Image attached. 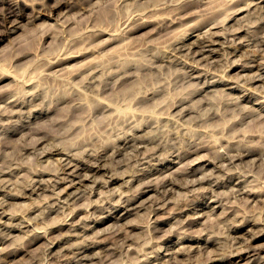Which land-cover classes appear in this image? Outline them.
<instances>
[{"label":"rangeland","instance_id":"rangeland-1","mask_svg":"<svg viewBox=\"0 0 264 264\" xmlns=\"http://www.w3.org/2000/svg\"><path fill=\"white\" fill-rule=\"evenodd\" d=\"M0 143V264H264V0H0Z\"/></svg>","mask_w":264,"mask_h":264},{"label":"bare ground","instance_id":"bare-ground-1","mask_svg":"<svg viewBox=\"0 0 264 264\" xmlns=\"http://www.w3.org/2000/svg\"><path fill=\"white\" fill-rule=\"evenodd\" d=\"M234 1H235V0H234ZM215 4H216V3H215ZM249 4H250V3H249ZM249 4H248V5H249ZM246 5H247V4H246ZM217 6L220 8V4H218ZM217 6L215 5V6L213 7V9H215V7H217ZM219 8H216V9L218 10ZM216 9H215V10H216ZM215 10H213V11H215ZM237 10H238V9H236V11H237ZM236 11H235V13H236ZM237 12H238V11H237ZM198 38H199V36H198ZM222 38H225V37H222ZM225 40H226V39H225ZM227 41H228V40H227ZM259 41H260V40H259ZM211 42H212V41H211ZM260 42H261V41H260ZM213 43H214V42H212V44H213ZM215 43H216V42H215ZM215 43H214V44H215ZM179 49H180V47H179ZM47 74H49V73H47ZM46 76H47V75H46ZM260 77H261V76H260ZM28 78H29V77H28ZM23 79H24V77H23ZM25 79H26V78H25ZM29 79H30V78H29ZM29 79H26V80H27V81H30ZM125 79H126V77H125ZM21 81H23V80H21ZM121 81H122V79H121ZM123 81H124V79H123ZM22 83H23V86H24L25 80H24V82H22ZM120 83H121V82H120ZM124 83H125V82H124ZM25 84H27V85L29 84V85H30V82H27V83H25ZM122 84H123V82H122ZM122 84H120V85H122ZM35 86H37V85H35ZM25 87H27V86L25 85ZM39 87H40V86H38V87H36V88L39 89ZM32 89H33V88H32ZM40 89H41V88H40ZM106 89H107V88H106ZM100 91H101V92H102V91L104 92L105 89L102 90V88H101ZM35 92H36V91H35ZM121 94H122V93H121ZM124 94H127V93H124ZM124 94H122V95H124ZM127 96H128V94L126 95V97H125V95H124V98L126 99ZM120 97H121V96H120ZM10 98H11V97H10ZM118 99H119V98H118ZM118 99H116V100H118ZM16 101H17V100H16ZM122 101H124V100L122 99ZM12 102H13V101H12ZM118 102H119V100H118ZM119 103H120V102H119ZM138 103H139V102H138ZM138 103H137V104H138ZM14 104H16V102H15ZM79 109H80V107L78 108V110H79ZM32 117H33V116H32ZM82 117H83V116H82ZM78 120H79V119H78ZM21 125H22V124H21ZM15 126H16V125H15ZM23 126H24V125H23ZM23 126H21V127H23ZM14 129H15V127H14ZM14 129H12V130H14ZM15 130H16V129H15ZM15 130H14V131H15ZM11 132H12V131H11ZM3 139H4V138H2L1 141H2ZM120 140H121V139H119V142L122 141V140H121V141H120ZM127 140H128V139H127ZM130 140H131V139H130ZM130 140H129V141H130ZM4 141H5V140H4ZM226 141H227V140H226ZM234 141H235V140H232L231 142H234ZM2 142H3V141H2ZM125 142H126V141H125V139H124V144L127 143V142H126V143H125ZM228 142H229V141H228ZM231 142H229V144L226 142L227 147H229V145L231 144ZM234 143H235V142H234ZM3 144H4V142H3ZM3 144L0 143V146L2 145L1 147H3V146L5 145V144H4V145H3ZM124 144H123V145H124ZM127 144H128V143H127ZM226 144H225V146H226ZM31 145H32V144H31ZM120 145H121V144H120ZM123 145H122V146H123ZM128 145H129V144H128ZM128 145H127V146H128ZM197 145H198V144H197ZM201 145H202V144H201ZM201 145H200V146H201ZM220 145H221V144H220ZM231 145H232V144H231ZM233 145H234V144H233ZM100 146H103V145H100ZM124 146H125V145H124ZM193 146H195V145H193ZM200 146H199V147H200ZM222 146H223V145H222ZM225 146H224V148H225ZM1 147H0V148H1ZM24 147H25V146H24ZM24 147H23V149H24ZM27 147H28V146H27ZM27 147H26V148H27ZM29 147H30V146H29ZM29 147H28V148H29ZM103 147H105V145H104ZM107 147H108V146H106V149H107ZM117 147H118V146H117ZM119 147L121 148V146H119ZM125 147H126V146H125ZM219 147H221V146H219ZM4 148H5V147H4ZM4 148H2V149H4ZM26 148H25V149H26ZM54 148H56V147H54ZM108 148H109V147H108ZM120 148H119V149H120ZM188 148H191V147H188ZM195 148H198V146H196ZM200 148H201V147H200ZM200 148H198V150H199ZM203 148H204V145H203ZM221 148H222V147H221ZM240 148H241V147H240ZM243 148H244V147H242V149H243ZM2 149H1V150H2ZM25 149H24V150H25ZM29 149H30V148H29ZM29 149H28V150H29ZM104 149H105V148H104ZM225 149H226V148H225ZM225 149H224V150H225ZM234 149H235V148H234ZM252 149H253V148H252ZM252 149H250V150H252ZM51 150H52V149H51ZM114 150H115V149H114ZM184 150H185V149H184ZM187 150H188V149H187ZM190 150H191V149H190ZM224 150H223V151H224ZM244 150H245V149H244ZM250 150H249V148H248L249 153L252 154V151H253V150H252L251 152H250ZM3 151H4V150H3ZM53 151H55V150L53 149ZM103 151H105V150H103ZM117 151H118V150H117ZM191 151H192V150H191ZM191 151H190V152H191ZM196 151H197V149H196ZM223 151H222V152H223ZM227 151H228V148H227ZM232 151H233V150H232V146H231V152H232ZM239 151H241V150L239 149ZM242 151H243V150H242ZM262 151H264V149H263ZM46 152H47V151H46ZM48 152H49V151H48ZM106 152H107V151H106ZM182 152H183V151H182ZM188 152H189V151H188ZM193 152H194V151H193ZM217 152H218V151H217ZM222 152H221V154H224V153H222ZM224 152H225V151H224ZM228 152H229V151H228ZM231 152L229 153V154H231L230 156H232V154H233V152H232V153H231ZM237 152H238V151H237ZM3 153H4V152H3ZM49 153H51V152H49ZM101 153H102V152H101ZM101 153H99V154H101ZM240 153H241V152H240ZM240 153H239V154H240ZM249 153H248V155H249ZM253 153H254V151H253ZM260 153H261V152H260ZM260 153H259V154H260ZM99 154H98V155H99ZM102 154H104V153H102ZM113 154H114V153H113ZM180 154H181V153H180ZM180 154H179V155H180ZM185 154H186V153H185ZM185 154H184V155H185ZM188 154H189V153H188ZM191 154H192V153H191ZM227 154H228V153H227ZM227 154H226V155H227ZM236 154H237V153H236ZM239 154H238V155H239ZM242 154H243V153H242ZM47 155H48V154H47ZM105 155H106V154H105ZM182 155H183V153H182ZM243 155H244V154H243ZM262 155H263V153H262ZM99 156H100V155H99ZM230 156H229V158H231ZM235 156H236V155H235ZM235 156H234V157H235ZM94 157H96V156H94ZM97 157H98V156H97ZM102 157H103V156H102ZM104 157H105V156H104ZM234 157H233V158H234ZM240 157H241V156H240ZM99 158H101V157H99ZM235 158H236V157H235ZM237 158H238V157H237ZM70 159H71V158H70ZM103 159H104V158H103ZM78 160H81V159H78ZM97 160H98V162H99L100 159L97 158ZM229 160H231V161H229V162H232L233 159L231 158V159H229ZM68 161H71V160H68ZM81 161H82V160H81ZM95 161H96V160H95ZM101 161H102V160H101ZM209 161L212 162L211 160H209ZM233 161H234V160H233ZM71 162H72V161H71ZM71 162H68V163H71ZM96 162H97V161H96ZM76 163H78V162L76 161ZM81 163H82V162H81ZM61 164H62V163H61ZM65 164H66V163H64V165H65ZM209 164H210V163H209ZM62 165H63V164H62ZM67 165H68V164H67ZM71 165H72V164H71ZM73 165H74V164H73ZM78 165H79V164H78ZM80 166H81V165H80ZM199 166H200V165H199ZM68 167H69V166H68ZM70 167H71V166H70ZM92 167H94V165H93ZM92 167H91V168H92ZM79 168H80V167H79ZM84 168H85V167H84ZM91 168H90V169H91ZM197 168H198V167H197ZM197 168H196V169H197ZM65 169H66V168H65ZM69 169H70V168H69ZM75 169H77V168H75ZM88 169H89V168H88ZM60 170H61V172H62L63 169L60 168ZM77 170H78V169H77ZM81 170H82V169H81ZM58 171H59V169H58ZM58 171H57V172H58ZM77 172H78V171H77ZM183 172H184V171H183ZM188 172H189V171H188ZM190 172H191V171H190ZM59 173H60V172H59ZM181 173H182V172H181ZM186 173H187V172H186ZM61 174H62V173H61ZM66 174H67V173H66ZM68 174H69V173H68ZM79 174H80V173H79ZM184 174H185V173H184ZM187 174L189 175V173H187ZM187 174L184 175V176H186V178H187ZM71 175H72V174H71ZM71 175H70V176H71ZM179 175L182 176L181 174H179ZM56 176H57V177L59 176L58 173H56ZM79 176H80V175H79ZM79 176H77V177H79ZM60 178H61V177H60ZM183 178H184V177H183ZM58 179H59V178H58ZM62 179H63V177H62ZM112 179H113V178H112ZM63 180H64V179H63ZM182 180H184V179H182ZM185 180H186V179H185ZM55 181H56V180H55ZM61 181H62V180H61ZM61 181H60V182H61ZM66 181H67V179H66ZM68 181H69V180H68ZM71 181H72V180H71ZM176 181H177V180H176ZM176 181H175V182H176ZM178 181H179V180H178ZM180 181H181V180H180ZM180 181H179V182H180ZM58 182H59V181H58ZM58 182H57V183H58ZM62 182H64V181H62ZM69 182H70V181H69ZM165 182H166V181H165ZM165 182H164V183H165ZM179 182H178V184H179V186H180V183H179ZM70 183H71V182H70ZM167 183H168V182H167ZM170 183H171V182H170ZM181 183L183 184V182H181ZM185 183H186V182H185ZM40 184H41V183H40ZM40 184H38V185H40ZM160 184H161V183H160ZM162 184H163V183H162ZM162 184H161V186L163 187ZM165 184H166V183H165ZM182 184H181V186H182ZM239 184H240V183H239ZM239 184H238V185H239ZM166 185H167V184H166ZM168 185H169V184H168ZM174 185H175V183H174ZM176 185H177V184H176ZM183 185H185V184H183ZM187 185H188V184H187ZM187 185H185V186H187ZM191 185H193V184H190L189 186H191ZM161 186H160V187H161ZM181 186H180V187H181ZM33 187H34V186H33ZM145 187H147V186H145ZM182 187H183V186H182ZM31 188H32V187H31ZM184 188H185V187H184ZM240 188H241V187H240ZM36 189H37V188H36ZM38 189H39V188H38ZM41 189H42V188H41ZM163 189H164V188H163ZM163 189H162V190H163ZM170 189H171V186H170ZM34 190H35V189H34ZM168 190H169V188H168ZM168 190H167V191H168ZM237 190H239V189H237ZM157 191H158V189H157ZM164 191H166V189H164ZM164 191H163V192H164ZM242 191H243V190H242ZM245 191H247V190H245ZM245 191H244V192H245ZM32 192H33V190H32ZM244 192H243V193H244ZM120 193H121V192H120ZM120 193H119V194H120ZM140 193H141V192H140ZM240 193H241V191H240ZM246 193H247V192H246ZM250 193H252V192H249V194H250ZM237 194H239V193H237ZM237 194H236V195H237ZM141 195H142V193H141ZM233 195H234V194H233ZM236 195H235V196H236ZM24 196H25V195H24ZM134 196H135V197L133 198L134 200H133L132 197H131V201H130V198H129L128 201H129V202H132V200L135 201L136 195H134ZM236 197H237V196H236ZM121 198H123V197H121ZM121 198H120V199H121ZM126 198H128V197H126ZM56 199H57V198H56ZM125 200L127 201V199H125ZM120 201L123 202L124 200H123V201L120 200ZM120 201H118V202H120ZM59 202H60V201H59ZM135 202H136V201H135ZM63 203H64V202H63ZM56 204H57V202H55L53 205H52V204H51V205L54 207V205H56ZM64 204H66V203H64ZM117 204H119V203H117ZM122 204H123V203H122ZM122 204H121V206H122ZM129 204H130V203H129ZM129 204H128V205H129ZM51 205L49 204V206H51ZM57 205H58V204H57ZM57 205H56V206H57ZM119 205H120V204H119ZM123 205H124V204H123ZM46 206H47V205H46ZM49 206H48V208H49ZM52 206H51V208H52ZM115 206H117V205L115 204ZM125 206L127 207V202L125 203ZM125 206H124V207H125ZM61 207H62V206H61ZM118 207H120V206H118ZM187 207H188V206H187ZM189 207H190V206H189ZM193 207H194V206H193ZM199 207H200V206H199ZM58 208H59V207H58ZM120 208H121V207H120ZM130 208H131V207H130ZM191 208H192V206H191ZM195 208H196V205H195ZM49 209H50V208H49ZM49 209H48V210H49ZM54 210H55V209H53V211H54ZM127 210H129V209L127 208ZM185 210H186V209H185ZM197 210H198V209H197ZM46 211H47V210H46ZM49 211H50V210H49ZM55 211H56V210H55ZM190 211H193V210H190ZM194 212H195V211H194ZM46 213H47V212H46ZM128 213H129V212H127V214H128ZM195 213H197V212H195ZM12 215H13V214H12ZM20 217H21V216H20ZM25 218H26V217H25ZM25 218H24V219H25ZM29 218H30V217H29ZM29 218H28V222L30 223L31 220H30ZM105 218H106V216H105ZM224 218H226V217H224ZM26 219H27V218H26ZM102 219H103V218H102ZM108 219H109V218H108ZM219 219H221V218H219ZM244 219H245V218H244ZM244 219H242V220L244 221ZM29 220H30V221H29ZM188 220H190V218H189ZM221 220H222V219H221ZM23 221H24V220H23ZM23 221H22V222H23ZM97 221H98V220H97ZM223 221H224V220H223ZM223 221H222V222H223ZM246 221L248 222V219H247V218H246ZM249 221H251V220H249ZM24 222H26V221H24ZM217 222H218V221H217ZM220 222H221V221H220ZM220 222H218V223H220ZM226 222H227V220H226ZM226 222H224V224H227ZM247 222H246V223H247ZM29 223H28V224H29ZM99 223H100V222H99ZM187 223H188V222H187ZM241 223H244V222H241ZM28 224H27V225H28ZM185 224H186V223H185ZM224 224H223V225H224ZM244 224H245V223H244ZM30 225H31V224H30ZM219 225H220V224H219ZM187 226H188V225H187ZM191 226H192V225H191ZM211 226H212V225H211ZM10 227H11V226H10ZM12 227H13V226H12ZM18 227H19V226H18ZM32 227H33V226H32ZM190 228H191V227H190ZM202 228H203V227H202ZM205 228H206V230L208 229L207 227H205ZM205 228H204V229H205ZM210 228H211V227H210ZM212 228H213V227H212ZM15 229H16V228H15ZM18 229H19V228H18ZM33 229H35V228L33 227ZM187 229H188V228H187ZM35 230H36V229H35ZM73 230H74V229H73ZM158 230H159V228H158ZM158 230H156V231H158ZM201 230H202V229H201ZM212 230H213V229H211V231H212ZM214 230H216V229H214ZM31 231H32V230H31ZM190 231H191V229H190ZM208 231L210 232L209 229H208ZM208 231H206V232H208ZM154 232H155V229H154ZM185 232H186V229H185ZM185 232H182V233H185ZM198 232H199V231H198ZM198 232H197V233H198ZM200 232H202V231H200ZM200 232H199V233H200ZM206 232H205V233H206ZM263 232H264V231H263ZM152 233H153V232H152ZM156 233L158 234V232H156ZM190 233H191V232H190ZM190 233L188 232V234H190ZM205 233H204V234H205ZM211 233H212V232H211ZM260 233H262V232H260ZM44 234H45V233H43V235H44ZM153 234H154V233H153ZM160 234H161V233H160ZM160 234H159V235H160ZM200 234H201V233H200ZM209 234H210V233H209ZM41 235H42V234H41ZM41 235H38V236H41ZM43 235H42V236H43ZM159 235H157V236H159ZM164 235H165V234H164ZM184 235H187V234H184ZM184 235H183V236H184ZM191 235H192V233H191ZM201 235H202V234H201ZM261 235H262V234H261ZM42 236H41V237H42ZM155 236H156V235H155ZM157 236H156V237H157ZM183 236H182V237H183ZM187 236H188V235H187ZM255 236H258V235L256 234ZM36 237H37V236H36ZM36 237L34 236L33 238H36ZM161 237H162V236H161ZM161 237L158 238V240H159V239L162 240ZM163 237L166 238V236H163ZM154 238H155V237H154ZM255 238H257V237H255ZM155 239H156V238H155ZM166 239H167V238H166ZM180 239H182V238H180ZM184 239H185V237H184ZM186 239H187V237H186ZM189 239H190V238H189ZM209 239H210V238H208V241H209ZM212 239H213V238H212ZM233 239H234V238H233ZM253 239H254V237H253ZM253 239H252V240H253ZM187 240H188V239H187ZM33 241H34V240H32V242H33ZM163 241H165V240L163 239ZM205 241H206V240H205ZM213 241H214V239H213ZM213 241H211V242H213ZM156 242H157V241H156ZM161 242H162V241H161ZM161 242H160V243H161ZM206 242H207V241H206ZM30 243H31V242H30ZM104 243H105V242H104ZM160 243H159V244H160ZM204 243H205V242H204ZM208 243H209V242H208ZM213 243H214V242H213ZM215 243H216V242H215ZM237 243H238V242H237ZM159 244H157V245H159ZM164 244H165V243H164ZM99 245H100V244H99ZM104 245H105V244H104ZM157 245H156V246H157ZM97 246H98V245H97ZM160 246H161V245L158 246L159 249L161 248ZM105 247H106V246H105ZM250 247H251V246H250ZM101 248H102V246H101ZM235 248H237V247H235ZM248 248H249V247H247L246 250H247ZM240 249H242V248H240ZM251 249L254 250L255 248L253 249V248L251 247ZM235 250H236V249H235ZM242 250H243V249H242ZM246 250H243V252H241V251H239V250H236V251H238V252H240V253L237 254V253H238V252H237V253H235V254H237V255H235V254H234V255H235L237 258H240V259H241L242 256L244 255V253L250 251V250H249V251H246ZM236 251H234V252H236ZM245 251H246V252H245ZM80 252H81V251H80ZM80 252H79V253H80ZM232 252H233V251H232ZM232 252L230 253V255L232 254ZM253 252H254V251H253ZM158 253H159V252H158ZM158 253H157V254H158ZM183 253H184V252H182V254H183ZM77 254H78V253H77ZM80 254H81V253H80ZM144 254H145V253H144ZM176 254H178V253H176ZM179 254H181V251H179ZM179 254H178V255H179ZM249 254H250V253H249ZM78 255H79V254H78ZM146 255H147V254H146ZM166 255H168V254H166ZM183 255H184V254H183ZM185 255H186V254H185ZM190 255H191V254H190ZM86 256H87V255H86ZM187 256H188V255H187ZM201 256H202V255H201ZM80 257H81V255H80ZM80 257H79V259H80ZM87 257H88V256H87ZM87 257H86V258H87ZM147 257H148V256H147ZM147 257H145V260H146ZM175 257H176V256H175ZM232 257H233V256H232ZM243 257H244V256H243ZM257 257H258V256H256V258H257ZM260 257H261V256H260ZM81 258H82V257H81ZM84 258H85V257H84ZM84 258H82V259H84ZM86 258H85V259H86ZM148 258H149V257H148ZM148 258H147V259H148ZM155 258H156V256H155ZM176 258H177V257H176ZM176 258H174V259H176ZM186 258H187V257H186ZM250 258H251V257H250ZM88 259H89V258H88ZM88 259H87V260H88ZM143 259H144V258H143ZM143 259H142V260H143ZM184 259H185V258H184ZM218 259H219V258H218ZM242 259H243V258H242ZM247 259H248V258H247ZM253 259H254V258H253ZM142 260H140V261H142ZM145 260H144V261H145ZM179 260H181V259L178 258V260H177L178 263H179ZM188 260H189V261H188ZM188 260H186L187 263H186V262H185V263L181 262V263H182V264H188V262H190V259H188ZM191 260H192V259H191ZM211 260H212V259H211ZM249 260H250V259H249ZM171 261H174V260H171ZM181 261H182V260H181ZM183 261H184V260H183ZM202 261H203V260H202ZM202 261H201V262H202ZM204 261H205V260H204ZM206 261H207V260H206ZM209 261H210V260H209ZM212 261H213V260H212ZM221 261H222V260H221ZM247 261H248V260H247ZM252 261H253V260H252ZM145 262H146V261H145ZM147 262H148V261H147ZM177 262H176V263H177ZM230 262H231V261H230ZM232 262H233V260H232ZM232 262H231V264H232ZM169 263H171V262H169V261L166 262V264H169ZM176 263H175V264H176ZM190 263H191V262H190ZM213 263H214V262H213ZM249 263H251V262H248V263H246V264H249ZM146 264H147V263H146ZM173 264H174V262H173ZM195 264H197V263H195ZM199 264H200V263H199ZM204 264H206V263L204 262Z\"/></svg>","mask_w":264,"mask_h":264}]
</instances>
